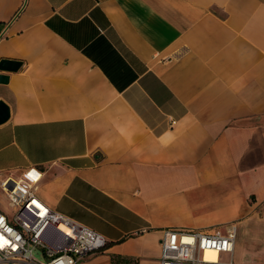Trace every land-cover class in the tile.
<instances>
[{
	"label": "crops",
	"instance_id": "0c3cea01",
	"mask_svg": "<svg viewBox=\"0 0 264 264\" xmlns=\"http://www.w3.org/2000/svg\"><path fill=\"white\" fill-rule=\"evenodd\" d=\"M0 59V179L35 168L104 237L76 264H158L162 229L227 223L232 264H264V0H0Z\"/></svg>",
	"mask_w": 264,
	"mask_h": 264
},
{
	"label": "built area",
	"instance_id": "2783aa9c",
	"mask_svg": "<svg viewBox=\"0 0 264 264\" xmlns=\"http://www.w3.org/2000/svg\"><path fill=\"white\" fill-rule=\"evenodd\" d=\"M30 169L36 170L30 167L17 178L0 179V192L14 210L12 219L0 211V263L76 264L100 251L106 242L102 235L50 209L36 197L41 174L36 170L38 176L32 179L27 175ZM22 212H28L32 219ZM47 226L63 235V244L57 248L42 237ZM234 238L233 223L208 230L164 228L159 238L158 264H232ZM34 250L43 259L35 257ZM206 250L214 252V260L205 257Z\"/></svg>",
	"mask_w": 264,
	"mask_h": 264
},
{
	"label": "water",
	"instance_id": "95a60500",
	"mask_svg": "<svg viewBox=\"0 0 264 264\" xmlns=\"http://www.w3.org/2000/svg\"><path fill=\"white\" fill-rule=\"evenodd\" d=\"M20 66L16 60L0 59V71L13 72ZM7 81V75L0 74V83ZM9 115L8 107L0 101V123L4 122Z\"/></svg>",
	"mask_w": 264,
	"mask_h": 264
},
{
	"label": "rangeland",
	"instance_id": "374dc122",
	"mask_svg": "<svg viewBox=\"0 0 264 264\" xmlns=\"http://www.w3.org/2000/svg\"><path fill=\"white\" fill-rule=\"evenodd\" d=\"M26 214L27 216L30 217V219H32V216L28 212H26ZM56 231L51 226H47L45 228V232L43 233L42 237L48 240V242H55L57 246H59L60 244H63V235L60 232L57 233ZM34 256L37 258L43 259L40 252L37 250H34ZM205 257L208 258L206 255Z\"/></svg>",
	"mask_w": 264,
	"mask_h": 264
},
{
	"label": "trees",
	"instance_id": "16d2710c",
	"mask_svg": "<svg viewBox=\"0 0 264 264\" xmlns=\"http://www.w3.org/2000/svg\"><path fill=\"white\" fill-rule=\"evenodd\" d=\"M105 244H106V242H105ZM105 244H104V246H105ZM104 246H103L100 250H102V249L104 248ZM111 263H112V264H126L127 261L124 260V259H123L122 257H120V256L111 255Z\"/></svg>",
	"mask_w": 264,
	"mask_h": 264
},
{
	"label": "bare ground",
	"instance_id": "6f19581e",
	"mask_svg": "<svg viewBox=\"0 0 264 264\" xmlns=\"http://www.w3.org/2000/svg\"><path fill=\"white\" fill-rule=\"evenodd\" d=\"M27 175L29 176V177H31L28 173H27ZM32 178V177H31ZM33 179V178H32ZM205 255L210 259V260H214V258H215V254H214V252H212V251H210V250H206L205 251ZM212 257H214V258H212Z\"/></svg>",
	"mask_w": 264,
	"mask_h": 264
},
{
	"label": "snow or ice",
	"instance_id": "6c2138e0",
	"mask_svg": "<svg viewBox=\"0 0 264 264\" xmlns=\"http://www.w3.org/2000/svg\"><path fill=\"white\" fill-rule=\"evenodd\" d=\"M0 247H3V245H2V244H0Z\"/></svg>",
	"mask_w": 264,
	"mask_h": 264
}]
</instances>
